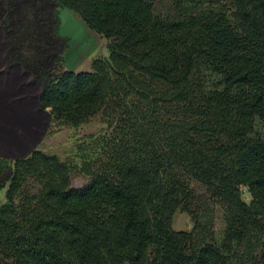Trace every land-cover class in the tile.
<instances>
[{
  "label": "trees",
  "instance_id": "obj_1",
  "mask_svg": "<svg viewBox=\"0 0 264 264\" xmlns=\"http://www.w3.org/2000/svg\"><path fill=\"white\" fill-rule=\"evenodd\" d=\"M62 8L106 42L88 71L60 66ZM0 33L5 71L54 122L110 128L80 188L54 156L14 162L0 264H264V0H0Z\"/></svg>",
  "mask_w": 264,
  "mask_h": 264
},
{
  "label": "rangeland",
  "instance_id": "obj_2",
  "mask_svg": "<svg viewBox=\"0 0 264 264\" xmlns=\"http://www.w3.org/2000/svg\"><path fill=\"white\" fill-rule=\"evenodd\" d=\"M60 10H58L59 21L61 20L60 33L69 30L75 36H82L80 29L70 23L64 15L66 12L72 14L70 10L65 8ZM1 42L0 33V205L5 202V192L12 178L14 162L32 151L54 156L65 163L70 171L71 187H82L89 180L87 167L90 168L98 157L96 151L98 138L110 133L106 119L97 115L78 127H68L54 122L48 110L39 108L37 89L29 85L27 79L16 70L5 71ZM67 47L68 43L66 47H61L63 59L60 66L63 71L66 70V65L71 66V61L65 59ZM96 58H108L106 42L103 39L100 51L92 60ZM89 65L86 62V66L77 72L88 71L85 68ZM208 80L214 85L219 82L214 76H209ZM210 87L209 83L208 88ZM255 132L256 136L264 141V128L256 124ZM22 188L35 194L38 186L36 182L29 180ZM193 189L197 197L204 196L205 192L200 187L194 186ZM241 198L247 203L250 200L245 188H241ZM209 210L213 215L214 240L220 245L225 233L223 211L215 203ZM197 211L200 215L204 214L198 208ZM172 228L178 232L191 231L193 223L189 214L177 212L173 217Z\"/></svg>",
  "mask_w": 264,
  "mask_h": 264
},
{
  "label": "crops",
  "instance_id": "obj_3",
  "mask_svg": "<svg viewBox=\"0 0 264 264\" xmlns=\"http://www.w3.org/2000/svg\"><path fill=\"white\" fill-rule=\"evenodd\" d=\"M71 13L72 14L66 12L64 15H66L70 23L76 25L80 29L82 36H75L69 30H65V33H60L61 24L58 34L61 38L68 40L65 59L71 61V66L66 65V70L77 72L78 69H83V67L86 66V62L90 64L91 60L98 54L102 46V38L90 31L77 15L73 12ZM89 68L90 65L85 69L89 70Z\"/></svg>",
  "mask_w": 264,
  "mask_h": 264
}]
</instances>
